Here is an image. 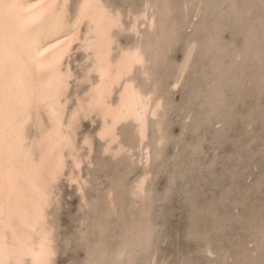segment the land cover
<instances>
[{"label": "rangeland", "instance_id": "rangeland-1", "mask_svg": "<svg viewBox=\"0 0 264 264\" xmlns=\"http://www.w3.org/2000/svg\"><path fill=\"white\" fill-rule=\"evenodd\" d=\"M104 1L127 25L153 3L155 28L115 37L117 46L142 44L148 73L133 76L162 107L149 120L148 164L132 122L118 128L130 153L112 158L96 134L100 119L81 118L77 145L87 135L93 151L82 148V190L69 180L70 161L56 185L53 264H264V0ZM74 51L79 76L88 65ZM87 86L72 80L69 95Z\"/></svg>", "mask_w": 264, "mask_h": 264}, {"label": "bare ground", "instance_id": "bare-ground-1", "mask_svg": "<svg viewBox=\"0 0 264 264\" xmlns=\"http://www.w3.org/2000/svg\"><path fill=\"white\" fill-rule=\"evenodd\" d=\"M70 1L4 0L21 7L11 16L5 11L0 39V264H53L50 208L56 185L70 161L69 180L81 189L80 170L87 159L82 148L93 151V139L87 135L77 145L81 118L100 119L96 134L104 142L103 152L112 158L130 153L118 128L132 122L141 160L148 164L151 159L146 144L149 120L161 112L162 100L155 88H143L133 76L137 67L144 76L148 73L150 61L142 44L117 46L115 31L137 35L146 22L155 28L153 3L146 1L127 25L122 10L104 0H77L73 12ZM74 50L84 52L88 65L79 76L69 61ZM72 80L88 84L74 99L69 95ZM148 175L135 181V195L145 193ZM112 190L110 207L115 200Z\"/></svg>", "mask_w": 264, "mask_h": 264}, {"label": "snow or ice", "instance_id": "snow-or-ice-1", "mask_svg": "<svg viewBox=\"0 0 264 264\" xmlns=\"http://www.w3.org/2000/svg\"><path fill=\"white\" fill-rule=\"evenodd\" d=\"M20 7L21 6L15 2L5 3L4 0H0V39H2V35H3V19L5 16V11L7 10V13L9 14V16H11L12 11ZM50 43H54V42H50ZM47 48L48 45H45L44 49L47 50ZM37 51L39 53V49Z\"/></svg>", "mask_w": 264, "mask_h": 264}]
</instances>
